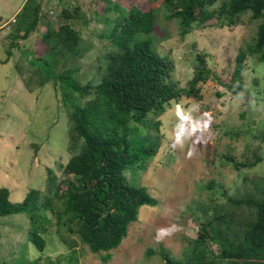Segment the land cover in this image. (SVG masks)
Returning a JSON list of instances; mask_svg holds the SVG:
<instances>
[{
  "label": "trees",
  "instance_id": "16d2710c",
  "mask_svg": "<svg viewBox=\"0 0 264 264\" xmlns=\"http://www.w3.org/2000/svg\"><path fill=\"white\" fill-rule=\"evenodd\" d=\"M39 1L27 0L8 22L11 31L2 64L10 62L16 49L26 48L27 65L25 61L15 65L26 90L34 92V88L50 84V89L61 93L72 157L61 166V178L49 171L45 192L30 189L23 202H12L10 190L1 188L0 219L27 217L23 236L28 240L20 246L27 251L31 244L41 255L18 264H64L61 256L55 259L44 255L46 235L54 225L70 251L66 264L79 263V243L70 235L107 263L111 251L128 236L129 226L138 221L140 209L158 205L145 187L129 182V172L141 168L161 149L157 143L147 145V139L138 137L139 128L134 124L159 131L160 123L155 119L167 106L183 98L202 99L200 84L213 76L207 63L208 51L203 50L196 54L195 74L187 87L178 86L174 63L159 53L155 40L162 18L175 19L182 38L197 28H206L214 19L219 28L237 26L247 14L251 22H259L251 42L239 48L230 83L225 84L231 93L239 95L246 86L247 61L264 63V0H225L216 8L218 0H128L122 4L95 0L97 9L91 15L79 3L68 9L60 6L63 22L57 26ZM82 21H96L103 27L98 36L105 44L96 50L97 55L88 57L95 44L93 39L83 41L81 31L76 29ZM42 23L46 27L43 32ZM36 32L41 35L35 49L20 45ZM30 54L35 57L29 58ZM83 61L94 65V80H82ZM254 83L257 86L259 79ZM254 158L234 166L238 171L246 168L248 173L263 159L257 154ZM227 160L234 158L229 156ZM245 176V183L253 186L238 198L230 195L228 204H223L226 207L216 202L200 205L206 219L200 223L198 237L185 251L184 259H174L161 245L149 249L148 256L159 255L166 264H264V175L258 182V176ZM208 186L213 188L215 184ZM211 211L214 217L208 220ZM213 244L219 250L213 251Z\"/></svg>",
  "mask_w": 264,
  "mask_h": 264
},
{
  "label": "rangeland",
  "instance_id": "374dc122",
  "mask_svg": "<svg viewBox=\"0 0 264 264\" xmlns=\"http://www.w3.org/2000/svg\"><path fill=\"white\" fill-rule=\"evenodd\" d=\"M94 1L39 2L45 5L48 17H52L51 22L57 26L63 22L59 16L60 6L68 9L79 3L91 15L97 9ZM224 1L218 0L214 7H220ZM26 2L0 0V189L8 188L14 203L23 202L30 189L45 192L49 171L61 178V166H65L72 157L68 150L69 127L61 93L59 95L50 89V84L34 88V92L26 90L15 70L16 62L25 61L27 65L26 48L16 49L10 62L2 64L7 57L5 45L11 31L7 24ZM216 22V19L211 20L206 28H197L182 38L177 21L162 18L160 27L155 31V40L159 53L168 56L174 63V80L178 86L187 87L195 74L196 54L203 50L208 51L207 63L213 76L208 82L200 84L202 99L183 98L167 106L166 111L155 119L160 123L159 131L134 124L139 128L138 137L147 139V145L157 143L161 149L141 168L131 174L129 172V182L131 180L137 186L145 187L158 205L140 209L138 221L129 226L128 236L117 249L111 251L112 258L107 263H103L100 254H93L82 245L75 235H70L79 243L78 264H166L159 255L148 256L149 249L156 250L160 245L174 259H184L185 251L198 237L200 223L206 219L199 210L200 205L216 202L224 208L223 204L227 203L230 195L238 198L240 193L244 191L245 194L253 186L245 183V174L253 178L258 176L256 182L259 176L264 175V63L247 61L248 67L244 71L246 86L239 95H234L225 87L230 83L239 48L251 42L259 22H251L250 14L242 16L234 27L219 28ZM76 29L81 31L83 41L94 40L95 49L88 57L97 55L96 50L99 51L105 44L98 36L103 27L96 21H82ZM44 30L46 27L42 23L41 32ZM40 35L36 32L29 41L20 42V45L35 49ZM33 57L35 55L30 54L29 58ZM83 64L82 80H94V65L88 61H83ZM255 79H259L257 86ZM178 109L187 119L177 114ZM196 121H199L198 127L206 121L209 126L202 133L189 137L192 123ZM177 137L183 142L177 143ZM256 154L263 159L250 172L247 173L246 168L242 171L235 168L234 164L238 162L255 160ZM229 156L234 160H227ZM211 183L215 187L208 188ZM213 217L212 212L207 218L212 220ZM53 223H56L55 219ZM27 228L28 221L24 215L0 219L2 261L18 264L40 257L35 246L28 244L27 251L20 246L28 240L23 236ZM159 229L171 231L158 238ZM63 233L67 235V232ZM46 239L44 255L55 259L61 256L66 264L70 251L61 242L55 225ZM210 248L219 250L215 244ZM2 261L0 259V264H3Z\"/></svg>",
  "mask_w": 264,
  "mask_h": 264
},
{
  "label": "clouds",
  "instance_id": "9594fccd",
  "mask_svg": "<svg viewBox=\"0 0 264 264\" xmlns=\"http://www.w3.org/2000/svg\"><path fill=\"white\" fill-rule=\"evenodd\" d=\"M177 114L179 116H181L182 119H187L184 116V114L179 109H178V113ZM198 124H199V121H196V122L192 123L191 129H190V132H189V137L192 136V135H195L197 132H201L202 133L209 126V122H207V121L204 122L202 127H198L197 126ZM176 142L177 143H182L183 141L181 140L180 137H177ZM197 142H199V141H197ZM191 154H192V151L189 152V155H191ZM173 227H175V226H173ZM170 231H171V229H159L158 232H157V237L160 238L161 236L168 234Z\"/></svg>",
  "mask_w": 264,
  "mask_h": 264
}]
</instances>
